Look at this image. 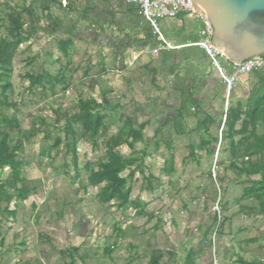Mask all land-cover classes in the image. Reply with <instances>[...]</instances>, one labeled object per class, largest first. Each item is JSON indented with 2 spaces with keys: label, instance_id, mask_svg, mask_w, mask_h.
<instances>
[{
  "label": "rangeland",
  "instance_id": "374dc122",
  "mask_svg": "<svg viewBox=\"0 0 264 264\" xmlns=\"http://www.w3.org/2000/svg\"><path fill=\"white\" fill-rule=\"evenodd\" d=\"M70 1L73 3L70 10L65 7V1L60 8L56 4H48L43 10L36 6L35 12L40 17L38 28L21 45L12 63V90L7 97L8 102L16 104L18 113L13 108L2 107L0 114L9 118L16 116L21 129L28 130L37 118H46L53 124L50 121L53 111L59 108L72 112L79 97L91 96L100 102V90L106 92L108 100L122 106L117 113L107 111L114 119L108 135H113L120 125L119 114L131 116L137 123L148 122L142 134L150 155L143 161V174L136 172L128 182L130 199L139 198L144 204L142 214L134 216L131 208L121 211L113 205H101L95 199L97 189L88 187L84 192L79 188V181L86 180L84 164L96 162L102 150L93 152L89 144L81 142L78 146L81 176L72 168L68 173L56 172L62 164H68L70 158L62 155L63 145L52 161L38 157L42 143L39 134L32 142L23 144L17 152V160L29 163L24 168L25 176L42 180V188L37 195L18 205L15 219L2 220L0 264H68V257L61 252L71 248L79 249L76 264H147L153 249L163 252L162 264H182L190 249L198 251L195 264H212L213 238L220 264H238V258L264 263V220L240 211L241 205H249V202H234L241 195L242 186L238 182L242 179L235 178L225 167L213 169L215 162L221 159L218 153L213 159L197 150V121L206 115L219 120L228 106L222 99L230 100L227 84L219 72L196 47L160 52L158 58H153L152 49L158 46L155 44L157 35L149 23L141 19L136 8L126 7L122 0ZM13 2L19 3V0ZM84 4L91 9L82 11ZM47 13L60 20L54 37H70L73 41L69 60L57 50L56 39L41 32L48 25ZM178 21L180 24L174 25L172 20H158L162 35L168 38L169 31L184 38L173 44L196 41L195 34L202 28L200 21L186 17ZM69 27L72 32L66 34L64 30ZM150 32L154 37L142 48ZM126 50L128 55H134L130 65L123 64ZM30 59H34L31 64ZM219 62L225 76L234 79L232 99L244 100L257 82L253 72L233 74L229 62L223 58H219ZM67 66L66 75L71 79L65 93L60 91V86L55 95L27 91L30 73L44 70L55 74L60 67ZM89 66L88 76H84ZM113 67L128 70L125 74H95ZM93 80L97 86L91 91L89 84ZM191 91V98L185 102L184 118L170 121L160 131V138L169 140L171 148L167 149L161 142L159 150L153 152L155 130L165 118H173ZM12 136L15 138L14 134ZM142 147V144L136 145L137 150ZM189 148L196 152L197 161L188 156ZM118 151L124 156L129 154L125 146ZM170 154L174 156V168L165 175L161 170ZM7 173L0 170V180ZM128 173L126 170L121 176ZM149 175L152 176L151 188L147 187ZM221 178H224L223 183L219 181ZM220 199V222L217 218L214 223V208ZM116 226L123 233L118 234ZM206 229L209 233L205 236ZM113 244L112 254L105 256L104 248ZM167 251L175 254L172 261Z\"/></svg>",
  "mask_w": 264,
  "mask_h": 264
},
{
  "label": "trees",
  "instance_id": "16d2710c",
  "mask_svg": "<svg viewBox=\"0 0 264 264\" xmlns=\"http://www.w3.org/2000/svg\"><path fill=\"white\" fill-rule=\"evenodd\" d=\"M26 1L19 0V3H14L13 0H0V108L10 107L15 112H17L16 104L8 102L7 97V93L12 90V63L21 45L27 42L38 28L40 17L35 12L36 6L43 10L48 4H56L60 8L61 2L65 1V7L68 10L73 8V3L70 0H30L29 3ZM81 8L84 12L91 9L85 4ZM45 17L48 25L46 29H41V32L47 37H54L56 31L59 30L60 20L50 13H47ZM99 25L102 27V24ZM71 28L65 29L64 32L70 34ZM146 36L142 48L147 45L148 39L154 37L152 32L147 33ZM55 39L57 50L65 60H69V52L73 46L72 39L70 37ZM155 44L158 45L159 41L157 40ZM33 60L30 59V63H28L31 64ZM229 64L231 63L229 62ZM90 69L89 66L84 76H88ZM68 71L69 66L60 67L55 74L44 70L30 73L27 91L35 93L36 90H39L41 95L46 92L55 95L57 87L60 86V91L65 93L71 79L66 75ZM95 74H106V70L101 69ZM253 75L257 81L256 85L249 90L244 100L234 101L231 97L234 87H231L229 90L230 100L222 99V102H228V106L225 111H222L220 119L217 120L213 116L206 115L204 119L197 121L195 132L198 135L197 150L213 159L218 153L221 159L215 162V166L225 167L226 170L234 174L235 178L242 179L238 182L242 186L241 195L234 202L236 204L249 202L250 204L241 205L240 211L247 216H257L264 220V69L254 71ZM96 86L97 84L93 80L89 84V90L93 91ZM100 91V102L91 96L79 97L72 112L62 111L59 108L53 111V119L50 120L54 122L53 124H50L46 118H37L32 121L28 130L21 129L16 116L9 118L0 114V170L8 171L6 177L0 180V224L2 220L15 219L18 205L37 195L42 188V180L28 179L25 176L24 168L29 163L17 160V152L23 144L32 142L39 134L42 135V143L38 157L52 161L58 154V148L63 145L62 155L70 158L69 163L62 164L56 169V172L68 173L72 168L78 177L81 176L82 170L78 166V146L81 142L89 144L93 152L102 150L103 154L96 162L84 164L86 180L85 182L78 180L79 188L84 192L88 187L97 189L95 199L101 205H113L121 211L131 208L134 211V216L142 214L144 204L139 198L130 199L131 190L128 182L132 180L136 172L143 174V161L150 155L147 142L142 134L148 122L137 123L131 116L119 114L117 118L120 125L113 135H108L109 129L114 125V119L112 115L107 114V111L110 114L117 113L122 110V106L118 103L113 104L106 97V92ZM187 95L173 118H165L155 130L152 138L153 152L159 150L161 142L166 144L167 149L171 148L169 140L164 141L160 138V131L170 121H179L184 118V114L187 113L185 102L191 98L192 91ZM50 127L51 130H49ZM52 131L55 133L53 134ZM13 134L15 138L12 136ZM137 144L143 145L141 150L136 149ZM122 146L129 150L127 156L118 151V148ZM218 147L219 152H216ZM188 150V156L197 161L196 152L192 148ZM173 168L174 156L170 154L164 161L161 172L169 175ZM126 170H129V173L122 177L121 174ZM209 176L211 177V174ZM147 180V187L151 188L152 176L149 175ZM219 181L223 183L224 178ZM220 201L221 199L219 204ZM212 221L216 223V214ZM115 230L118 234L123 233L119 226H116ZM207 233H209V229H206L204 235L206 236ZM1 242L2 240H0V245ZM114 246L113 244L104 248L103 254L107 257L110 256ZM78 252V248H71L61 253L68 257V264H76L75 258ZM167 254L169 261H172L175 254L168 251ZM197 254L198 251L188 250L182 264H195L194 258ZM163 258L162 251L153 249L147 264H162ZM237 263L264 264L256 261L247 262L241 258L237 259Z\"/></svg>",
  "mask_w": 264,
  "mask_h": 264
},
{
  "label": "water",
  "instance_id": "95a60500",
  "mask_svg": "<svg viewBox=\"0 0 264 264\" xmlns=\"http://www.w3.org/2000/svg\"><path fill=\"white\" fill-rule=\"evenodd\" d=\"M209 23L210 44L236 66L264 57V0H191Z\"/></svg>",
  "mask_w": 264,
  "mask_h": 264
},
{
  "label": "built area",
  "instance_id": "2783aa9c",
  "mask_svg": "<svg viewBox=\"0 0 264 264\" xmlns=\"http://www.w3.org/2000/svg\"><path fill=\"white\" fill-rule=\"evenodd\" d=\"M122 3L136 8L138 15L145 20V22L149 23L153 33L159 38V45L152 49L153 58H158L161 54L160 52L163 51H173L182 47L199 48L204 56L208 58L210 63L219 72L222 79L226 82L228 91L231 89L234 79H230L225 76V70L220 64L219 58H223L226 62L228 61L210 44L212 29L206 19L201 14L196 13L191 0H122ZM178 17H186L187 19L195 18L200 21L202 28L197 32L196 41L188 42L182 46H172L164 38L158 28L157 21L160 19H174ZM228 66L234 71L233 74H247L264 69V58H254L244 62L240 66L228 63ZM215 167L216 166L214 164L213 169ZM214 176L215 174L213 170V178H215ZM214 211L218 218V222H220L219 201L216 202ZM211 241L212 264H220L216 257L215 238Z\"/></svg>",
  "mask_w": 264,
  "mask_h": 264
},
{
  "label": "crops",
  "instance_id": "0c3cea01",
  "mask_svg": "<svg viewBox=\"0 0 264 264\" xmlns=\"http://www.w3.org/2000/svg\"><path fill=\"white\" fill-rule=\"evenodd\" d=\"M182 17H178V18H174V19H164V20H172L173 21V24L174 25H177V24H180V22L178 21L179 19H181ZM142 19V18H141ZM143 20V19H142ZM144 22H145V20H143ZM202 25V24H201ZM197 35V33L195 34V36ZM165 37V36H164ZM167 37L168 38H166L165 37V39L166 40H168V42L172 45V46H182V45H184V44H186V43H188L189 41H187V42H185V43H183V44H173V41H177V42H179V41H182V40H184V38L183 37H178V36H175V35H173L171 32H167ZM157 40L159 41V43H160V40L158 39V37H157ZM169 40H171V41H169ZM172 42V43H171ZM159 45V44H158ZM188 48H192V47H182V48H180V49H178V50H182V49H188ZM173 51H176V50H173ZM167 52H169V51H167ZM128 53V50H126V52H125V56H124V58H123V64L124 65H130V64H132L133 63V61H134V55H128L127 54ZM118 57V56H117ZM117 57H115L116 59H117ZM113 59V58H112ZM117 60H119V59H117ZM112 61V60H111ZM113 62L114 63H116L115 61H114V59H113ZM109 68H107V70H106V73H110V74H114V73H117V74H125L124 73V71H127L125 68H122V67H119V68H115V67H113V68H110L109 70H108Z\"/></svg>",
  "mask_w": 264,
  "mask_h": 264
}]
</instances>
